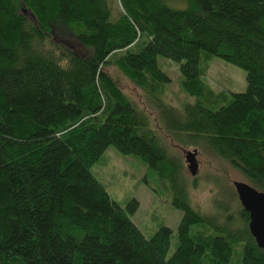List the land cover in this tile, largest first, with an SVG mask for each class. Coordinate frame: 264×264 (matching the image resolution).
Here are the masks:
<instances>
[{
  "label": "trees",
  "instance_id": "16d2710c",
  "mask_svg": "<svg viewBox=\"0 0 264 264\" xmlns=\"http://www.w3.org/2000/svg\"><path fill=\"white\" fill-rule=\"evenodd\" d=\"M183 1L0 0V264H264L247 212L191 204L180 161L106 70L149 94L177 141L204 143L264 193V0ZM201 55L242 69L245 90L213 93ZM157 56L178 64L193 103L158 98ZM108 146L167 182L181 212L170 256L171 230L145 237L137 201L119 206L90 172Z\"/></svg>",
  "mask_w": 264,
  "mask_h": 264
},
{
  "label": "rangeland",
  "instance_id": "374dc122",
  "mask_svg": "<svg viewBox=\"0 0 264 264\" xmlns=\"http://www.w3.org/2000/svg\"><path fill=\"white\" fill-rule=\"evenodd\" d=\"M171 8H183V0H163ZM183 6V7H182ZM56 37L65 41L73 51H80L69 32L59 33ZM201 55L200 66H203L205 85L213 93L221 92L230 97L231 92H242L246 88L245 72L217 57ZM157 66L168 76V83L163 93L158 96L167 106L181 109L187 103H193V97L182 91L179 85L180 75L178 64L162 56L156 58ZM110 77L119 90L148 118V123L160 140L169 148L170 153L181 163V172L187 182L191 204L209 212L213 208V198L219 197L226 203L239 205L232 182H247L244 177L230 164L218 156L204 143L189 145L177 141L161 125V118L157 114L152 98L131 82L116 66L108 64L106 67ZM179 138V136H178ZM195 151L196 171L191 175L185 162L187 152ZM92 175L104 186L110 198L119 206L129 200H136L138 207L131 215V221L147 237L159 226L163 225L171 230L166 257L174 251L176 226L181 218V212L170 203L171 194L168 193L167 182L159 180L155 174L140 160L129 155L120 154L114 147L108 146L99 159L90 166ZM166 188V189H165Z\"/></svg>",
  "mask_w": 264,
  "mask_h": 264
},
{
  "label": "water",
  "instance_id": "95a60500",
  "mask_svg": "<svg viewBox=\"0 0 264 264\" xmlns=\"http://www.w3.org/2000/svg\"><path fill=\"white\" fill-rule=\"evenodd\" d=\"M188 171L195 174V151L185 155ZM240 207L247 212V228L257 247L264 251V193L243 181L232 182Z\"/></svg>",
  "mask_w": 264,
  "mask_h": 264
}]
</instances>
